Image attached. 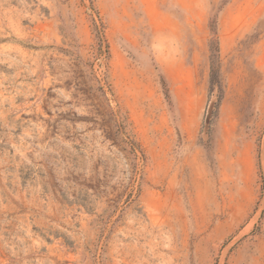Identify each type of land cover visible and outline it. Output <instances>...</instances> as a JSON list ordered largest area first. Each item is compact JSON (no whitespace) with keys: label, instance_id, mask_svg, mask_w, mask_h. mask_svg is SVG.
Instances as JSON below:
<instances>
[{"label":"rangeland","instance_id":"rangeland-1","mask_svg":"<svg viewBox=\"0 0 264 264\" xmlns=\"http://www.w3.org/2000/svg\"><path fill=\"white\" fill-rule=\"evenodd\" d=\"M0 264H264V0H0Z\"/></svg>","mask_w":264,"mask_h":264},{"label":"trees","instance_id":"trees-1","mask_svg":"<svg viewBox=\"0 0 264 264\" xmlns=\"http://www.w3.org/2000/svg\"><path fill=\"white\" fill-rule=\"evenodd\" d=\"M98 36V48L97 51L99 55L102 52V46H106L105 41L102 36L101 30L95 25ZM213 45L214 53L218 54V43L216 39V34H214L213 40L211 42ZM107 48V46H106ZM107 52V51H105ZM217 58V57H216ZM94 86H91V90H93L98 95V99L100 103L106 109V115L108 116V123L112 124V127L115 128V139L121 146L122 152L128 154L132 158L133 166H132V177L131 181L135 182L137 180V161L143 159L144 156L140 150L138 143L134 140L133 135L130 131H128V125L126 123V119L121 115L118 110H114L111 106L110 99L107 98V86L104 81L98 78H94Z\"/></svg>","mask_w":264,"mask_h":264}]
</instances>
